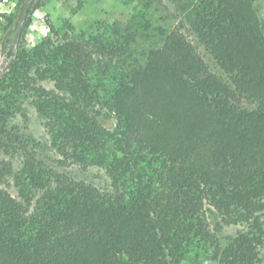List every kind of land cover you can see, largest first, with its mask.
I'll return each mask as SVG.
<instances>
[{
    "label": "trees",
    "instance_id": "1",
    "mask_svg": "<svg viewBox=\"0 0 264 264\" xmlns=\"http://www.w3.org/2000/svg\"><path fill=\"white\" fill-rule=\"evenodd\" d=\"M176 2L171 30L140 12L51 24L30 50L4 36L0 264H264V19L255 0Z\"/></svg>",
    "mask_w": 264,
    "mask_h": 264
},
{
    "label": "rangeland",
    "instance_id": "2",
    "mask_svg": "<svg viewBox=\"0 0 264 264\" xmlns=\"http://www.w3.org/2000/svg\"><path fill=\"white\" fill-rule=\"evenodd\" d=\"M177 0H156L151 8H146L148 0H36V6L32 14L28 15V26L22 33V45L30 50L41 42L50 33V25H59L61 21L68 20L74 28L88 33H97L98 29L105 25L120 24L125 27L133 15L137 13L146 14L154 28L171 30L178 26L182 15L177 9ZM256 9L264 19V0H255ZM25 4L21 0H0V42L9 31H17L20 18L23 14ZM155 33V34H154ZM149 34L148 38L139 41V50L146 51L150 46H155L160 41L157 32ZM194 45L198 48L204 60L211 70L222 75L219 67L212 57L206 52L198 41L191 37ZM2 62L1 74L7 71L10 59H7L4 47L0 43V63ZM28 112V120L25 123L29 131L35 136H43L44 128L41 126L35 109L29 104L25 105ZM5 188L13 195L16 188L13 180L9 178ZM214 227L218 226L216 218H212ZM223 238L234 236L236 228H220ZM188 264H211L208 261Z\"/></svg>",
    "mask_w": 264,
    "mask_h": 264
},
{
    "label": "water",
    "instance_id": "3",
    "mask_svg": "<svg viewBox=\"0 0 264 264\" xmlns=\"http://www.w3.org/2000/svg\"><path fill=\"white\" fill-rule=\"evenodd\" d=\"M36 0H28L25 7H24V11H23V14L20 18V22H19V25H18V29H17V32H16V36L17 37H20L23 33V30L25 28V24H26V21H27V18H28V15H29V10L31 9L33 3L35 2ZM2 69V62L0 63V71Z\"/></svg>",
    "mask_w": 264,
    "mask_h": 264
}]
</instances>
